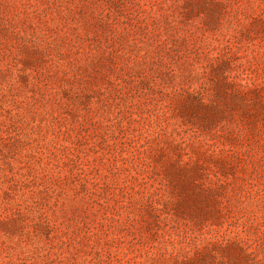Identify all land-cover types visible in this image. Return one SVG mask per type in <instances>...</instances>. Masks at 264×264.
I'll return each instance as SVG.
<instances>
[{
  "label": "rangeland",
  "instance_id": "obj_1",
  "mask_svg": "<svg viewBox=\"0 0 264 264\" xmlns=\"http://www.w3.org/2000/svg\"><path fill=\"white\" fill-rule=\"evenodd\" d=\"M0 264H264V0H0Z\"/></svg>",
  "mask_w": 264,
  "mask_h": 264
}]
</instances>
